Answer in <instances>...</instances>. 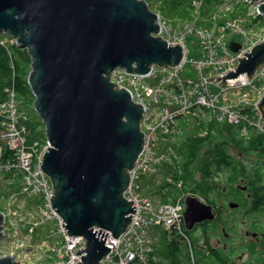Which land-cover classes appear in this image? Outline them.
Wrapping results in <instances>:
<instances>
[{"label":"water","instance_id":"95a60500","mask_svg":"<svg viewBox=\"0 0 264 264\" xmlns=\"http://www.w3.org/2000/svg\"><path fill=\"white\" fill-rule=\"evenodd\" d=\"M249 1L261 3L264 17V0ZM160 24L146 0H0V36L17 38L31 58L28 84L50 143L41 168L53 184L52 209L69 236L86 239L77 263L101 264L111 249L108 232L120 237L135 214L124 194L144 149V107L112 75L121 69L145 76L155 66L182 64L184 47L163 38ZM230 48L238 52L241 45ZM262 67L264 40L222 82L232 85ZM259 110L264 118V94ZM185 200L184 226L191 230L207 216L198 210L201 198ZM3 221L0 212V231ZM0 264L16 262L0 256Z\"/></svg>","mask_w":264,"mask_h":264},{"label":"built area","instance_id":"2783aa9c","mask_svg":"<svg viewBox=\"0 0 264 264\" xmlns=\"http://www.w3.org/2000/svg\"><path fill=\"white\" fill-rule=\"evenodd\" d=\"M248 3L250 12L249 16L252 20H257L258 24L261 14L258 9L249 0H244ZM202 2L200 0L194 1L195 13L198 14L201 9ZM229 6V4H228ZM230 10L227 8L226 11ZM215 18V16H214ZM161 33L169 43L176 45L180 44L186 50L187 39L191 36L197 37L200 42L195 45L199 46L201 55L204 54V60L193 62L195 69V77L190 78L184 84L182 81L181 72L187 63V58L183 60L182 64L175 68H168L160 70L155 68L148 76L144 77L146 80L142 81L141 76L128 74L123 70L117 69L113 74V81L120 88H127L132 99L142 104L144 107L143 127L146 131V144L144 150L139 158L140 163L138 168L144 172L150 168L147 173L149 177L155 179L159 176V167L156 164V159L159 157L155 149H152V143L156 135H159L161 123L157 127V118L155 115L171 114L172 128L178 119L187 117L190 114L183 115L179 109L187 112L198 109L199 111L209 110L211 117L218 121H228L231 124L242 125L244 130L255 128L264 133V120L259 110V103L264 94V85L261 88H256L255 80L264 78V67L259 68L252 77H247L246 74H241L233 79L232 85H226L222 82L223 76L231 70H237L239 61L243 55L255 48L264 39V34L256 31L254 27L246 24V21L239 19L229 20L220 29H206L205 27H197L195 23L189 22L172 26L165 21H161ZM251 30V31H248ZM229 34H236L239 37L241 50L238 53H233L225 46V39ZM14 43L19 46L17 40L12 38ZM10 43V42H9ZM2 47L7 48V42L2 43ZM219 48L223 51L220 52ZM186 54V52H185ZM200 55V54H198ZM206 71L209 72L210 77L206 78ZM116 75V76H115ZM167 76V78H165ZM115 77V78H114ZM214 85L216 92H213L211 86ZM12 87V86H10ZM14 88V87H12ZM243 89H249V92L240 94ZM6 92H10L9 101H0V127L4 126L1 139L14 152L10 153L7 159H2V149L0 148V158L5 160L1 162L0 168H6L8 171L15 170L25 173V181L23 182L22 192L32 195H41L46 199L43 207H39V213L42 221L57 220L60 225L58 233H62L65 238H71L67 234L63 226V221L59 214L52 209L51 199L54 195V189L47 174L42 170L41 164L43 160V152L36 157H33L26 148V138L20 140L19 137L25 132L26 128L19 127V116L16 110V91L15 88L11 91L5 88ZM227 93L230 99L232 92L238 93L239 98L236 103H230L227 107H215V98L219 94ZM252 94V97H251ZM181 104L180 107H176ZM206 106V108H204ZM216 113V115H214ZM177 118V119H176ZM161 120V118H160ZM149 126V128H146ZM203 134H207L204 132ZM158 136L154 141L157 140ZM50 146L47 141L46 150ZM153 151V152H152ZM25 163L27 170L15 169L18 165ZM36 170V171H35ZM6 171V170H4ZM34 172L33 175L31 172ZM139 171V172H140ZM7 172V171H6ZM138 172V174H139ZM133 172L131 187L124 194L129 200L135 202V214L132 217V222L127 227L126 231L116 238L111 232H108L106 238V245L110 247V253L101 261V264H156L158 259L156 256V243L158 236H147L144 233L143 227L147 224L150 217L151 208L148 201L150 197H146L140 193L139 176ZM30 181V183H28ZM168 184L173 185L175 181L168 177L165 180ZM181 186V183L178 184ZM37 189L39 192H33ZM136 193L137 196H135ZM11 203H17V209L13 215L20 216V222L24 220L28 213L25 211V216H22V211L25 210V203L19 201L17 195L14 194L11 198ZM167 205V204H165ZM175 208L172 210L173 219L167 228H162L160 231L173 237H180L188 241L184 229L183 214L186 209L184 198L178 203L172 204ZM160 206H164L161 205ZM18 227V226H17ZM20 232L16 230L14 236L16 239L12 241L10 250H20L29 241V237H18ZM180 233V235L178 234ZM74 238L72 244L69 246L73 253L85 248V240L81 237ZM9 250V251H10ZM58 255L63 258L62 264H71L66 253V246L63 248H53ZM20 258H26L27 254L24 250L18 254ZM73 260V259H72ZM80 264V262H78ZM195 264L192 258V263Z\"/></svg>","mask_w":264,"mask_h":264},{"label":"flooded vegetation","instance_id":"af4514ba","mask_svg":"<svg viewBox=\"0 0 264 264\" xmlns=\"http://www.w3.org/2000/svg\"><path fill=\"white\" fill-rule=\"evenodd\" d=\"M252 143L246 138L238 154L212 155L207 195L193 194L207 216L186 230L196 264H264V141ZM218 162L237 169L227 171ZM176 244L170 263L188 264L185 244Z\"/></svg>","mask_w":264,"mask_h":264},{"label":"trees","instance_id":"16d2710c","mask_svg":"<svg viewBox=\"0 0 264 264\" xmlns=\"http://www.w3.org/2000/svg\"><path fill=\"white\" fill-rule=\"evenodd\" d=\"M146 1L149 3L151 8L152 5L155 4L157 9H152L159 13L162 18L171 21L172 24L178 21L194 19V0ZM217 3L218 2L215 4ZM210 10H214L213 2L212 0H206V4H204L202 8V17L205 18L208 16V12ZM242 12L244 11H235L229 14V16L231 18H236L242 15ZM260 20L262 22V26H264V18H261ZM217 23L222 25L224 20L219 17L217 19ZM208 24L210 26L213 25L212 23ZM199 25H201L200 22ZM12 57V61L15 65V76L11 70V59L7 50L2 46L0 47V100L5 98V88L14 83L13 85L16 89L18 98H21L24 104L28 103L33 105L35 98L28 84V77L31 72V58L25 49L20 50L18 48L12 50ZM184 121L185 123L187 122L186 120ZM180 126L183 127V129L186 128L182 120L180 122ZM186 126H188L187 123ZM28 128L31 132L30 139H38L39 133L37 132L36 126L29 122ZM203 129H207L208 134L205 137H199L198 134L200 133V130ZM185 132L186 136L183 137L184 139L176 142L170 140V142H167L164 146L165 148L173 147L174 150H172L175 155L171 157L172 160L170 162H165L163 167L167 168V175L172 176L173 180H175L177 184L181 183L182 185L181 187H178L177 184H175L170 188L167 194L159 195L165 203L176 202L180 196L183 198L184 196L194 193L206 196L207 189L205 179H207L208 172L211 170L212 163L210 158L212 155L238 154L246 138L252 139L254 142L252 145L254 146L262 144V141H264V136L256 134L255 132H250L249 137L244 136L242 125H233L231 123L217 125L215 121L208 124L201 122L199 125L194 127V131L187 132L186 129ZM174 135L175 134H173V136ZM0 147H2L1 140ZM4 152V158H7L9 150L6 147ZM217 164L219 166L224 165L222 169L225 168L227 171L237 169L232 167L229 162H218ZM161 239H165V237L162 236ZM176 245V241H173L167 249H160L158 251L160 254L164 253L167 255V258H170L171 255L169 249L172 247L177 248ZM186 254V259L189 264V254L188 252ZM169 260L170 259H167V262L160 260L157 264H172ZM174 264H180V262L176 260Z\"/></svg>","mask_w":264,"mask_h":264},{"label":"rangeland","instance_id":"374dc122","mask_svg":"<svg viewBox=\"0 0 264 264\" xmlns=\"http://www.w3.org/2000/svg\"><path fill=\"white\" fill-rule=\"evenodd\" d=\"M200 1L203 3V5L206 4V0H200ZM212 2H213L214 10L213 11L210 10L208 12V16L205 17L207 20L212 18V16L214 14H218V12L222 13L227 8H230L231 10H234V12L235 11L236 12L237 11L240 12V10L245 11L247 13V15H245V13L242 12V15H245V16L240 15V16H238L236 18H240L242 21L247 20V21H249L250 24H253V21H251L249 15H248L249 12H250V8L247 7L248 3H246L244 0H215V1L212 0ZM216 2H218V3L215 4ZM228 4H229V6H228ZM259 4H261V3L260 2L258 4L256 3V4H254V6L258 9V5ZM152 8L153 9H157L155 4L152 5ZM247 8H248V10H247ZM154 12H156V11H154ZM229 14L230 13L223 14L221 19L224 20V21L230 20L231 17L229 16ZM217 17H218V15H217ZM205 18H203L202 15L201 16H197V22L198 23L200 22L201 25H205V23L207 22L205 20ZM208 22H210L212 24L216 23V21H213L212 19L209 20ZM250 26L253 27V25H250ZM262 29L264 30V27L261 26V25H258L256 27V31L258 33H260ZM248 31H251V30H248ZM261 34H264V31ZM2 36L3 35L0 36V47L3 46L2 43L4 41V42H10L11 50H14V49H17V48L20 49V50H24V48H20L19 46H17L14 43V41H13V39L11 37L4 38ZM236 38H237V35L230 34L229 37L227 38V41L230 43L231 41L236 40ZM196 40H197L198 43L200 42L199 39L196 38ZM187 44H188V48L190 49L189 57L190 58L196 57L197 56V54H196L197 50L195 48V38L189 37L188 40H187ZM11 56L12 55L10 54L9 57L11 58ZM200 56L203 57L204 54H202ZM11 70L13 71V75L15 76V65H11ZM181 76L183 78H194L195 77V70L193 69L191 64H188L184 68V70L181 72ZM112 77H113V75H112ZM112 81H113V79H112ZM13 84H10V85L12 86ZM10 85H8L6 88H9L12 91L14 88L10 87ZM255 85H256V88H261L264 85V78L256 79L255 80ZM211 89H212L213 92H216V88H215L214 85L211 86ZM31 92H32V90H31ZM245 92H249V89H243L240 92V94L245 93ZM4 93L7 96V100L6 101H9L10 100V92L4 91ZM251 97H252V94H251ZM238 98H239V94L238 93H234V92L231 93L230 100H231L232 104L236 103L238 101ZM180 106H181V104H179L176 107L178 108ZM16 110H17L18 116L20 118L19 119V127L26 128L25 132H23V134L21 135V137H19V139L23 140V138L25 137L26 138V145L25 146L29 150L31 155L33 157L39 156L43 152L44 148L46 147L47 141H48L44 122L42 121V119L40 118L38 113L35 111L34 102H33V105L28 104V103L24 104L23 101L21 100V98H18V96H17V98H16ZM186 118L187 117H182V119H181L184 122V124H185V127H186L185 129H183V127H181V126L179 127L180 122H178L177 128L174 130V134H175L174 137L172 135V137H168V139L166 141H163V140L158 141V142H160V143H158L159 147L162 146L161 147L162 149L158 150L160 153L164 151L163 149H165L164 146L167 143V141L168 142H170V140L173 141V142L174 141L175 142L176 141H181L182 139H184L183 137L186 136V132H185L186 129H187V132L194 131V127L196 125H198L197 124L198 120L196 118H190V119H186ZM262 118H263V116H262ZM184 120H188L186 122L188 124V126H186V123H185ZM263 120H264V118H263ZM213 121H215L214 118L211 117L210 115L206 114V122H213ZM29 122H31L34 126H36L37 132L39 133L38 139H30L31 132H30V129L28 128V123ZM0 123H1V120H0ZM142 123H143V120H142ZM4 131H5V127L4 126L0 127V138H1V136H2ZM201 131L202 130H200V132ZM199 137H203V136H199ZM172 138H174V139H172ZM7 149L9 150V153H11V154L14 153L9 147ZM172 149H173V147H172ZM171 160L172 159L170 157V159L168 161H166V162L168 163ZM167 172H168V170H167L166 167H163V166L159 167V176H158L157 179H155L154 177H149V175L147 173L142 172L141 173V178L139 179V182L142 183L143 193L145 195H151V196H153L156 199H161V197L159 196L161 194V192H155L154 189L157 190L160 187V183H158L157 181L161 182L162 178L167 175ZM4 178L6 179L5 175L4 174H0V192L5 191V185L3 183V179ZM18 183H19V177H15L13 184L16 185ZM33 192L38 193L39 191L37 189H34ZM191 195H193V194H191ZM34 199H36V198H27V200L29 202L34 201ZM39 203H41V202L38 201L37 204H39ZM4 205L5 204H1L0 205V209L2 211H5ZM55 212H56V210H55ZM34 214H36L38 216V212L37 211L34 212ZM8 217H9V222H10V226L11 227H15L16 228L18 225H22L20 223V218L17 215L11 214ZM38 231L40 233V236L35 238L34 242H32V244L30 246L32 254H31L30 260H29V262L27 264H48V262H46L44 260V257L48 254L47 252H45V250L47 249V247H50L51 245L43 247V248H39V247L34 248V245L37 246L38 244H40L41 241H43V239H44L43 237L45 236L46 229L40 228V229H38ZM161 235L164 236L165 239H161L162 238ZM80 237H82V236H80ZM158 237L160 239H159V243H157V246L161 250L167 249L168 246L173 241L177 242V240H179L178 238L168 237L166 234H163L162 231H160V235H158ZM4 240L6 241L7 238H5V239L3 238L1 240V242H0V245L3 243ZM84 240L86 242L85 238H84ZM46 243L50 244L52 242L46 241ZM184 244H185L186 249H191L186 243H184ZM8 248H9V246H8V244L6 242V244L2 248H0V254L6 256L5 252L8 251ZM158 253H159V251H158ZM158 256H159V259L161 258L160 260H162L164 262H167V259H169V258H167V255L164 254V253L163 254L159 253ZM53 259H54V262L57 261V259L55 257ZM76 264H78L77 261H76Z\"/></svg>","mask_w":264,"mask_h":264},{"label":"bare ground","instance_id":"6f19581e","mask_svg":"<svg viewBox=\"0 0 264 264\" xmlns=\"http://www.w3.org/2000/svg\"><path fill=\"white\" fill-rule=\"evenodd\" d=\"M171 25L172 26H175V24H171ZM229 35H227V37L225 39V46H226V48H229L230 49V44L232 42H236V40H233V41H231L229 43L227 41V38L229 37ZM219 50H220V52L223 51L222 48H219ZM185 52H186L187 63L183 67V69L188 64H191V66L193 67V62L204 60V56L201 57L198 54H197L196 57L190 58L189 57L190 49L188 48V46H187ZM159 69L160 70H165V69H168V68H159ZM205 73H206V78H209L210 77L209 72L206 71ZM148 75L141 76L140 79L142 81H145L146 79L144 77H146ZM165 78H167V76ZM188 79H190V78H183L182 77L183 83L185 84ZM12 87H14V85H12ZM213 97L215 98V102L214 103H215V107L216 108H219V107H227L231 103V100L227 97V93L226 92H224L223 94H219L217 96H213ZM204 108H206V106H204ZM179 111L183 115L190 114V115L187 116L186 119L196 118L198 120V122H197L198 125L201 122L206 123V114H208V115L211 116V113H210L209 110H204L202 112V111H199L198 109H196V110L187 112V111H185L183 109H179ZM214 115H216V113H214ZM155 117L157 118V125L155 127H157L158 124L161 123V128H160L159 135H156L155 136V139L158 136V138H157V140L155 142V147H154V141H155V139H154L151 147H152V149L154 148L155 151L159 155V157L156 159V164L159 167H162L164 165V163L166 161H168L170 159V157L174 156L175 154H174V151L172 150V148H165V147H164L165 149H163L164 151L160 153L158 150L159 149H162L161 148L162 146L159 147L158 143H160V142H158V141H160V140H167L168 137H172V135L174 134V130L177 128L178 122H181V119L182 118L178 119V121L174 125V128H172L171 114H168V115L163 114V115H160V116L155 115ZM143 118H144V116H143ZM160 118H161V120H160ZM186 121H188V120H186ZM179 127H180V125H179ZM146 128H149V126H146ZM142 131L145 133V142H144V146H145V144H146V131H145L144 127H143V123H142ZM250 132H255L256 134H259V135H263L264 136V133L263 132H260V131H258L255 128L250 129L247 133L244 134V136L249 137ZM0 148H3V145ZM4 153H5L4 152V149H2V159H7L8 157L7 158H4ZM138 162H139V160H138ZM138 162L135 164V169L131 172V182H132L133 172L135 171L136 174H138V172L140 171L139 168H138V166H139L140 163H142V161L140 163H138ZM0 166H2L1 161H0ZM24 167L27 168V165L25 163L18 165V167L15 168V169H18V170H20V169L27 170ZM0 170H6L7 171V172H1V174H4L5 175L6 179L5 178L4 179L9 184L14 183V178L15 177H19V181H22V182L25 181V173H23L21 171H15V170L8 171L5 167L4 168H0ZM149 170H150V168L148 170L144 171V172H148ZM31 173L33 175L34 172L32 171ZM141 173H142V171H140L139 174H138L139 179L141 178ZM28 183H30V181ZM139 184H140V193L141 194H144L143 193L142 183L139 182ZM130 187H131V185H130ZM171 187L172 186H167V187H164V188L163 187H159L157 190L156 189H154V190H155V192H161V194H167L169 192V190H170ZM133 194L135 196H137L136 193L133 192ZM53 196H52V198H53ZM145 196L151 198V200L148 201V204L150 205V208H151V212H150V217L147 220V224L143 227V229H144V233L147 234V236L153 237V239H154L156 236L160 235V230L162 228H167L170 225V223H171V221L173 219L172 210L175 208V206H173L172 204L178 203L183 198H184V201H186L185 199H186L187 196H184L183 198H182V196H180L179 199L176 202H173V203H171V202H166L165 203V202L162 201V199H156V198H154L151 195H145ZM160 204L161 205H164V206H160ZM165 204H167V205H165ZM0 212L4 213L5 211H2L0 209ZM62 221H63V219H62ZM49 222H50L51 225L49 226L48 230L45 231V236L43 237L44 238L43 241H41L40 244H38L37 246L34 245V248H36V247L43 248V247H46V246H50L51 243L48 244V243H46V241L52 242L54 244V247L55 248H63V246L65 244V246H66V253H67V256L69 258V261L68 262H71V264H76L75 256H76V253H78V251L75 252V253H73L69 249V246L72 244L74 238H72V237L71 238H65L62 235V233H58V231L60 230V225H59V223H58L57 220H51ZM64 224L65 223L63 221V226H64ZM0 232L3 233V230H1ZM178 234L180 235V233H178ZM3 238L4 239L7 238V240L9 239L8 237H6V236L3 235L2 237H0V242H1V240ZM81 238L84 239L83 237H81ZM176 238L181 239L178 236H176ZM34 239L33 240H29L21 250H10V251L5 252L6 255L7 254H11V257L14 259V261L16 262V264H27L29 262V260H30L31 254H32L31 253L30 246H31L32 242H34ZM158 239H159V237H158ZM6 241L5 240L3 241V243L0 245V248H2L6 244ZM183 243H186L192 249V242H191L190 239L188 241L183 242ZM85 246H86V242H85ZM22 250H24L25 253L27 254V257L26 258H20V257H18V254H20V252ZM45 252H47L48 254L44 257V260L46 262H48V264H50L51 262H54V259H53L54 257L59 262H62L64 260L63 258H61L58 255V253L56 251L51 250V246L50 247H47V249L45 250ZM156 256H157V259H158V261H157V263H158V262H160V259H159V256H158V246H157V243H156Z\"/></svg>","mask_w":264,"mask_h":264},{"label":"crops","instance_id":"0c3cea01","mask_svg":"<svg viewBox=\"0 0 264 264\" xmlns=\"http://www.w3.org/2000/svg\"><path fill=\"white\" fill-rule=\"evenodd\" d=\"M179 22H181V21H178V22H174V23H179ZM5 96H6V94H5ZM158 250H160V249L158 248Z\"/></svg>","mask_w":264,"mask_h":264}]
</instances>
